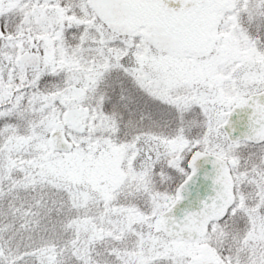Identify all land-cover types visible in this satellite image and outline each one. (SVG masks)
I'll return each mask as SVG.
<instances>
[{"label": "snow or ice", "instance_id": "obj_1", "mask_svg": "<svg viewBox=\"0 0 264 264\" xmlns=\"http://www.w3.org/2000/svg\"><path fill=\"white\" fill-rule=\"evenodd\" d=\"M0 264H264V0H0Z\"/></svg>", "mask_w": 264, "mask_h": 264}, {"label": "water", "instance_id": "obj_2", "mask_svg": "<svg viewBox=\"0 0 264 264\" xmlns=\"http://www.w3.org/2000/svg\"><path fill=\"white\" fill-rule=\"evenodd\" d=\"M197 183L199 184V190L201 191V193L203 192V189H204V185L203 183L200 182V179L198 178L197 180ZM196 186L193 185V191H192V195H195V192H196Z\"/></svg>", "mask_w": 264, "mask_h": 264}]
</instances>
